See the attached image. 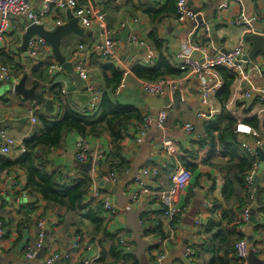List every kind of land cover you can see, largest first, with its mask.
Segmentation results:
<instances>
[{
    "label": "crops",
    "instance_id": "crops-1",
    "mask_svg": "<svg viewBox=\"0 0 264 264\" xmlns=\"http://www.w3.org/2000/svg\"><path fill=\"white\" fill-rule=\"evenodd\" d=\"M85 4L86 1L82 0ZM166 0H93L92 4L101 12L105 13V32L100 31L96 26L85 30L88 35L77 37L70 35L62 40L60 53L64 60L72 65L70 73L62 70L48 73V77L37 88V92L45 91L46 98L52 99L50 90L58 86L61 95L68 106L76 111H85L89 102L87 88L95 87L101 94L108 92L105 87L103 71L108 65L113 66L122 72V80L117 87L113 100L118 104L137 109L144 114H156L159 110H152L145 100L149 97L142 90V80L138 79L132 70L137 65L152 66L160 57L166 58L169 64L177 71L178 55L190 53V43L195 47H208L210 54L212 50L226 52L234 48L238 41L244 36L245 30L240 27L231 26V21L243 14L247 19L254 18L253 28L255 33H264V0H239L230 1L226 9L218 10L215 0H186L188 8L200 14L202 21L209 28L210 42L206 39L202 28H197L194 23L180 24L175 18L164 19L159 24H153L146 12L150 9L159 10L164 7ZM34 8L40 7V1L34 2ZM67 11L52 10L50 15L42 21V26L46 31L53 32L58 22L63 26L67 23ZM126 23V27L121 25ZM12 28L3 37L0 44V51L7 55L15 64L16 68L11 70L14 80L18 83L26 76V86L31 88L34 80L31 78L33 69L41 62L58 63L50 51L42 54L38 61L31 60L26 53L21 52L22 37L27 29V23L22 18H14L11 22ZM80 27V26H79ZM81 28V27H80ZM82 29V28H81ZM83 30V29H82ZM101 33L109 40L116 42V55L118 62H103L97 57L88 60V82L82 81L75 72L74 55L79 46L90 48L98 43L97 35ZM155 33L157 40L161 42L162 49L157 51L154 44L149 40V36ZM138 37L150 47V51L143 48H136L129 44L130 35ZM246 35L245 55L247 57L251 49V43ZM213 48H211V47ZM193 56L198 57L194 52ZM263 64L262 74L258 75L255 71L248 69L247 78L256 88L264 89V58L257 56ZM151 63L152 65H148ZM107 74H109L107 72ZM171 81H179L177 89L185 93L187 97L177 105L167 108L168 120L165 131L152 126L141 145H136L131 139L126 137L121 144L122 158L127 171H121L117 176V181L99 188L101 192L108 196L112 204L119 209L120 213L116 216H108L103 213V218L108 219V233L120 235L125 238L130 245V253L139 264H156L151 253L156 239L154 233L145 235V231L154 230L157 226L156 220L161 222V230L164 233L170 230L169 223L163 218L162 211L158 205L156 193L169 186V176L180 160L194 158L193 164L196 166L192 173L191 180L179 193L176 201L178 209L184 211V216L179 222V231L174 239L164 247L166 260L164 264H184L185 249L189 246H201L212 234H208L207 221L209 216L203 206L211 200L223 203L222 193L225 186V177L219 168L221 160L217 157L213 167L204 164L210 148L202 140L206 139V123L195 118V113L205 110L200 104V91L202 83L195 78L180 72L177 77H168ZM204 83L212 84L213 80L206 78ZM223 85V84H222ZM10 83H0V132L23 146L24 142L30 140L37 131L38 117H54L60 113L61 106L54 101L55 113L48 115L42 105L33 104L22 99L20 96L12 94ZM222 88V87H221ZM249 84L243 79H236L231 90V97L223 105L220 104L217 92L209 96L211 119L215 120L224 112H229L238 121L237 124L244 122L243 119L257 117L260 123L264 124V106L254 105L244 100L243 94L248 90ZM174 94V93H172ZM168 94L166 96H171ZM164 96V97H166ZM102 97V96H101ZM151 98V97H150ZM186 100V101H185ZM209 120V121H210ZM35 121V122H34ZM192 124L194 132L185 135L176 132L174 126L177 124ZM246 125V124H245ZM250 127V126H249ZM254 130V129H253ZM258 133L259 138L254 139L248 136L239 135V140L250 147L255 146L257 140L262 141L263 145L256 149H261L263 155L257 156L259 163L258 175L259 185L264 186V130ZM175 138L179 145L175 149L174 156L166 155L161 146L164 135ZM81 137L76 133L65 136L60 147L45 153L48 161V170L55 174H60L63 184L70 187L72 182L90 175L94 185L100 180L104 173L108 172L105 165L99 163L90 173H85L77 167L76 146ZM90 148V158L101 154H107L110 150V138L103 134L99 139H86ZM0 141V145H1ZM1 156V155H0ZM21 156L20 152H15L5 157L11 162H15ZM182 166V165H181ZM156 172L157 178L150 179L145 177L144 187L151 191L148 196H139L137 201L132 199V194L137 191L135 178L141 171ZM159 175V176H158ZM25 176L18 169L12 170L9 174L0 173V196L4 198L0 202V217L3 219L5 238L0 242V259L3 264H16L24 259L25 248L34 246L40 234H47L46 243L39 252L40 263L44 264L54 256L70 255V261L61 264H84L90 255L86 252V247L90 244L91 225L82 216L68 214L64 209L46 208L45 202L40 197H30L15 194L23 191ZM93 185V186H94ZM258 185V186H259ZM93 188H91V191ZM88 195L85 204H92ZM221 209L214 218H220ZM86 213V212H85ZM83 213V214H85ZM142 215H145V225H140ZM256 218V215H255ZM258 225L249 227V223L242 227L241 231L245 239L249 236L253 238L252 248L260 259H264V232L256 228L261 224L257 219ZM43 223V228L39 224ZM196 223H199L196 225ZM20 225H25L18 231ZM82 225V226H81ZM81 232L83 240L75 238V232ZM21 232V236L18 234ZM89 236V237H88ZM79 241V250H73V245ZM104 247L111 245L110 241L103 240ZM153 252V251H152ZM155 253V252H154ZM153 253V254H154ZM199 259V264H209L212 257L210 254L203 253Z\"/></svg>",
    "mask_w": 264,
    "mask_h": 264
},
{
    "label": "trees",
    "instance_id": "trees-1",
    "mask_svg": "<svg viewBox=\"0 0 264 264\" xmlns=\"http://www.w3.org/2000/svg\"><path fill=\"white\" fill-rule=\"evenodd\" d=\"M79 2L84 3L82 0H79ZM176 2L177 0H166L164 7L159 10L150 8L146 15L154 25L167 18L177 19ZM149 40L154 44L155 49L160 52L162 45L157 40L154 32L149 36ZM0 65H6L10 70L16 68L13 61L1 51ZM49 67L48 62H41L33 69L31 78L34 80L33 85H36L37 88L40 86V82L48 77ZM132 73L138 79L148 83H155L168 77L180 75V71H176L168 60L163 57H160L152 66L137 65ZM216 73L223 84L217 96L220 104L224 106L231 97V90L236 77L224 68H218ZM103 76L108 92L102 94L99 108L94 114L79 113V111L71 108L62 97L60 88L58 86L53 87L49 93L52 99L61 106L60 113L54 117H38L36 134L23 144L25 153L15 162L0 156V173L6 172L9 174L14 169L23 172L25 176L24 189L16 193L15 197H18L21 193L34 198L38 196L45 202L46 208L64 209L66 213L78 216L81 214L80 219L88 222L92 228L90 237L88 236L90 244L97 242L101 247V257L96 264H139L132 257L133 253L124 254V247L119 242L120 235L108 233L109 220L103 218L104 212L101 205L94 201H92V204H85L93 187L90 175H85L83 178L72 182L69 187L63 184L64 181H62L60 174L57 175L48 170V161L45 155L46 152L49 153V151L58 149L65 136L70 133H76L82 139L92 138L96 140L101 138L103 134H107L110 138V150L100 165H105L104 167L108 172L104 173L102 171V174L113 173L118 176L121 171L128 170L122 158L121 144L127 137L128 129L135 124H141L147 115L137 109L122 106L113 100L115 91L122 80V72L108 65L104 68ZM252 104L257 105L259 103L254 102ZM259 105L264 106V103ZM242 121L258 132L264 130V124L260 123L257 117H250ZM204 122L206 123V139L202 142L210 148V153L204 164L213 167L217 157L221 160L219 168L225 177L222 198L226 208L222 203L211 200L210 203L213 205L212 214L215 215L221 209L220 218L209 217L207 232L212 235L201 246L191 247L194 248L198 263L202 257L201 255L207 253L212 257L209 264H242L235 257L234 246L238 241L245 238L240 230V227L244 226L240 218L243 209L250 204V195L244 179L256 160L250 158L246 151L242 149L239 135L235 133V126L238 121L229 112H224L215 120ZM194 160L195 157L180 160L182 167L191 175L196 169L193 164ZM261 186L259 185L256 189L255 202L263 196ZM255 215L261 222L256 229L264 232L262 227L264 205L255 212ZM144 218L145 215H142L141 222L143 226L145 225ZM2 220L0 217L1 222ZM178 220L177 218L174 219L169 226L171 227ZM160 222V220H156L157 226L155 229L145 231L144 234L149 235L153 232L155 238L166 241L168 238L161 230ZM24 226L20 225L18 231ZM18 234L21 236V232H18ZM74 236L80 241L83 240L79 231L75 232ZM103 240L110 241L111 245L104 247L105 242ZM29 247L27 246L25 251Z\"/></svg>",
    "mask_w": 264,
    "mask_h": 264
},
{
    "label": "built area",
    "instance_id": "built-area-1",
    "mask_svg": "<svg viewBox=\"0 0 264 264\" xmlns=\"http://www.w3.org/2000/svg\"><path fill=\"white\" fill-rule=\"evenodd\" d=\"M36 0H0V44L3 37L10 31L12 28L11 22L14 18H22L26 21L27 27L31 25L40 26L42 25L43 19L50 15L52 10L59 11H70L74 18L78 20L79 26L83 30H89L92 26H96L100 31L105 32L106 23H105V13L101 12L98 8L93 6V0H85V4H80L79 0H39L40 7L39 9L34 8V2ZM218 5V10L222 11L226 9L230 1L239 2V0H215ZM176 14L177 21L180 24L194 23L197 28H202L205 32L206 39L210 42L211 38L209 36V28L202 21L200 14L194 12L188 8L186 0H177L176 2ZM255 19H247L243 14L235 17L231 21V26L240 27L245 30L244 36L238 41L237 45L227 50L226 52H219L213 49V54L211 55L208 47H195L190 43V53L179 54L178 59V69L180 72L185 73L197 81L202 83L200 91V104L201 107L205 110L198 111L195 113V118L203 121L210 120V105H209V96L219 91L222 87V81L219 75L216 73L218 68H224L229 70L236 79H243L249 84L248 90L243 94V98L248 103H264V89L256 88L254 84L250 83V80L247 78L246 71L251 69L255 71L258 75L262 74L263 64L258 59L247 60L245 55V37L246 35L257 34L254 31L253 23ZM58 26L61 25L60 22L57 23ZM123 28L126 27V23L121 25ZM264 38V33L260 34ZM129 44L136 48H143L144 50L150 51V47L144 41H141L138 37L130 35ZM116 42L107 39L104 37L102 43H96L90 48H84V46H79L78 51L74 55L75 62V72L78 77L84 81L88 82V60L91 57H97L103 62H118L116 55ZM50 51L48 44L38 37L32 38L27 45V56L34 61H38L42 54ZM198 53V57L193 56V53ZM148 65H152L149 63ZM60 71V66L56 62H52L48 69V73L52 74L54 72ZM206 78L213 80V83L207 84L204 83ZM0 83H10V91L14 94V89L18 85V81L13 79L11 70L6 65H0ZM179 81H171L169 79L161 80L155 83L142 82L143 92L151 97H164L168 94H172L177 89V84ZM87 93L89 94V102L85 111H79V113H88L94 114L99 108L101 101V92L98 91L93 86L87 88ZM168 120V112L166 109H161L156 112V114H148L141 124H135L133 127L128 129L127 137L131 139L136 145H141L143 139L148 133L149 129L152 126H155L161 131H165L166 124ZM35 122V121H34ZM176 132H181L185 135H191L194 132V127L192 124H177L174 126ZM235 133L238 135L248 136L254 139H258L259 135L248 125L239 123L235 126ZM0 155L2 157H9L13 151L20 152L21 155L25 153L23 146H17V143L12 139L7 138L3 132H0ZM179 145V141L175 138L164 135L162 138L161 146L163 152L168 156H174L175 149ZM263 145L262 141L257 140L255 146L252 148L247 144L242 143L241 147L247 153V155L256 160L253 163L251 170L245 176V186L248 189L250 195V204L243 209L241 215V222L244 226L249 223V219L253 212V208L256 206L254 195L258 185L255 183V180L258 175L259 163L257 161V156L255 148L261 147ZM90 148L86 139H80L76 146V160L82 164H91V171L99 163H102L105 160V154L95 156L90 158ZM191 174L180 164L175 166L169 176V186L165 189H162L156 193L158 205L160 206L161 211L163 212V218L170 224L174 219H179L178 222L173 224L168 232H166V241H161L156 239L155 246L151 253L153 255L154 261L156 264H164L166 260V252L164 247L167 243L171 242L174 239V236L179 231V222L184 216V211L178 209L176 205L177 197L180 191L188 185L191 180ZM149 177L150 179L157 178L156 172L141 171L139 175L135 178V185L137 186V191L132 194V199L137 201L139 196H148L151 194V191L144 187V178ZM100 180L104 183L114 184L117 181L116 174L109 173ZM94 185V183H93ZM93 190L90 193V201L99 203L105 214L108 216H116L120 213L119 209L112 204L111 199L104 195L97 186V182L92 187ZM263 196L260 199V204L258 209L264 205V186H261ZM206 214L209 217H215L216 214H212L213 205L210 202H206L203 206ZM257 209V210H258ZM212 215V216H211ZM199 223H196L198 225ZM140 225L142 222L140 221ZM243 226L240 227V230ZM262 227L264 228V220L262 222ZM39 228H43V223L39 224ZM5 238V231L3 227V222L0 221V242ZM43 234H40L37 243L32 247L26 249L24 254V259L16 264H31V261L36 259L37 255L43 249L42 246ZM120 244L124 247V254H129L130 245L125 238H120ZM73 250H79V241H76L73 245ZM153 251V252H152ZM254 251V250H253ZM86 252L90 255L84 264H96L101 257V247L95 242L92 245L86 247ZM155 252V253H154ZM154 253V254H153ZM249 253V244L247 240L241 239L234 246V254L239 263L246 264L247 256ZM56 260H60V263H65L70 261V255L65 254L62 256H54L52 259H48L44 264H54ZM41 261V260H40ZM184 264H199L198 260L195 257L194 248L191 246L185 249V261Z\"/></svg>",
    "mask_w": 264,
    "mask_h": 264
},
{
    "label": "water",
    "instance_id": "water-1",
    "mask_svg": "<svg viewBox=\"0 0 264 264\" xmlns=\"http://www.w3.org/2000/svg\"><path fill=\"white\" fill-rule=\"evenodd\" d=\"M67 14V23L63 26L57 27L53 32L46 31L42 26L31 25L28 26L23 37H22V45H21V52L26 53L28 42L34 38L38 37L43 39L52 50V54L54 59L58 62L61 66L62 70H70L72 69V65L68 64L60 53V46L63 39L70 35H75L77 37H84L88 35L85 30H82L79 27L78 20L73 17L70 11L66 12ZM98 43H102L104 41V36L99 32L97 35ZM248 41L251 43L250 52L247 55V60H253L257 56H262L264 58V38L260 34H253L248 36ZM27 77L24 76L18 85L14 89V94L20 96L22 99L32 102L33 104L42 105L44 111L48 115H53L55 113L54 101L52 99L46 98L45 91L37 92V86L33 85L31 88L26 86ZM187 97L185 93L176 90L174 94L170 97H157V98H150L148 97L145 100V103L149 105L152 110H161L167 109L171 107V105H177L180 101H183ZM186 101V100H185ZM1 141V140H0ZM256 156L263 155L261 149H256ZM264 162V160H262ZM77 167L85 172L90 173L92 167L91 164H82L77 162ZM260 179L257 177L255 180L256 184H259ZM107 185L106 187L110 186V183H104L101 180L97 182V186L99 188ZM4 198L0 196V202H3ZM260 204V199H257L256 206L253 208V212L249 219V227L253 225H258V222L255 218V212L258 209V205ZM47 239V234L43 236L42 239V246L44 247ZM247 242L249 244V253L247 256L246 264H264V259L258 258V256L254 253L252 245H253V238L249 236L247 238ZM4 261L0 259V264H3ZM40 263V254L37 255L36 259L31 261V264H39ZM60 260H56L54 264H59Z\"/></svg>",
    "mask_w": 264,
    "mask_h": 264
}]
</instances>
